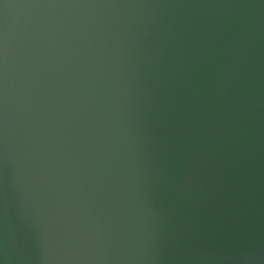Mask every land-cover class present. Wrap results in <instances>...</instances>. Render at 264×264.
Returning a JSON list of instances; mask_svg holds the SVG:
<instances>
[{"label":"water","instance_id":"95a60500","mask_svg":"<svg viewBox=\"0 0 264 264\" xmlns=\"http://www.w3.org/2000/svg\"><path fill=\"white\" fill-rule=\"evenodd\" d=\"M0 264H264V0H0Z\"/></svg>","mask_w":264,"mask_h":264}]
</instances>
